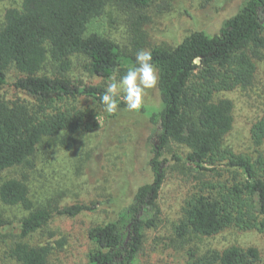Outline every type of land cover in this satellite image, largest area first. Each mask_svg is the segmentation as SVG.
I'll list each match as a JSON object with an SVG mask.
<instances>
[{
	"label": "trees",
	"instance_id": "16d2710c",
	"mask_svg": "<svg viewBox=\"0 0 264 264\" xmlns=\"http://www.w3.org/2000/svg\"><path fill=\"white\" fill-rule=\"evenodd\" d=\"M109 0H23L10 8L0 28V89L9 87L31 98L6 101L0 98V172L33 167V159L45 139L62 136L60 145L71 150L80 132L93 129L89 114L59 103L85 97L101 107L106 86H78L65 75L74 56L89 60V70L110 79L123 68L119 47L93 33L88 24L101 16ZM133 8L148 7L153 0H117ZM211 2L212 0H206ZM218 34L195 30L171 48H153V62L160 70V106L139 112L161 129L160 146L151 161L154 180L138 188L133 201L116 219L90 229L93 249L88 264H132L141 243V231L158 225L157 206L165 181L160 150L176 143L189 150L187 164L197 174L194 191L186 200L182 218L173 226L175 238L185 245L189 236L212 238L221 233L259 231L264 233V117L254 124L253 155L237 154L225 146L234 125V104L217 95L250 88L255 80L258 58L264 51V0H247L224 21ZM56 69L44 73L48 63ZM10 66L17 76L9 81ZM123 75V74H122ZM121 75V76H122ZM124 110L122 100L118 99ZM117 114H110L111 117ZM0 200L21 207L29 214L18 225L0 216V236L17 229L19 241L10 257L21 264H48L51 246L25 242L54 220L92 213L97 204L74 203L56 209H34L30 189L21 179L0 185ZM150 207L154 217L144 218ZM134 236H130V235ZM187 264H264L255 247L233 245L222 251L198 249L188 253Z\"/></svg>",
	"mask_w": 264,
	"mask_h": 264
},
{
	"label": "rangeland",
	"instance_id": "374dc122",
	"mask_svg": "<svg viewBox=\"0 0 264 264\" xmlns=\"http://www.w3.org/2000/svg\"><path fill=\"white\" fill-rule=\"evenodd\" d=\"M22 1L0 0V28L6 12L20 7ZM246 1L153 0L148 7L133 8L109 0L103 14L88 24L86 35L99 34L119 47L124 69L112 77L119 79L134 64L139 50L171 48L195 30L218 34L224 21L236 14ZM72 61L65 76L75 85L106 86L112 79L90 72L86 57L74 56ZM255 62L256 77L250 88L220 93L216 97L229 99L234 104V125L225 138V146L237 154L253 155L251 130L264 117V51ZM44 73L53 76L56 69L49 62ZM7 74L12 81L18 73L10 66ZM0 98L33 103L31 98L9 87L0 89ZM145 105L150 112L159 111L155 108L160 106L158 89L149 90ZM58 106L87 111L93 129L76 135L71 150L60 145L62 136L45 139L33 159L34 166L0 172V185L9 179L24 180L34 209L97 204L95 212L71 219L58 218L25 239L32 246H51L48 264H88V255L93 249L88 237L90 229L116 219L131 204L138 188L153 182L151 161L156 156L155 147L160 146L161 129L147 115L137 112L120 110L111 117L96 101L85 97L65 100ZM160 152L167 164L157 204L159 221L157 227L141 231V243L132 264H187L188 253L193 250L222 251L233 245L244 249L255 247L264 259V233L259 231L231 229L212 238L189 236L185 245L175 238L173 226L182 218L185 202L193 193L198 176L187 164L186 147L169 143ZM155 213L156 209L150 207L143 216L150 219ZM28 214L23 208L6 206L0 200V216L15 225ZM18 233L14 229L0 236V264H21L9 254L10 248L20 240Z\"/></svg>",
	"mask_w": 264,
	"mask_h": 264
},
{
	"label": "clouds",
	"instance_id": "9594fccd",
	"mask_svg": "<svg viewBox=\"0 0 264 264\" xmlns=\"http://www.w3.org/2000/svg\"><path fill=\"white\" fill-rule=\"evenodd\" d=\"M159 82L160 70L153 62L151 50L141 49L126 73L119 79L112 78L106 85L100 98L103 110L108 114L120 111L119 99L124 110L139 112L145 106L149 90H157Z\"/></svg>",
	"mask_w": 264,
	"mask_h": 264
}]
</instances>
